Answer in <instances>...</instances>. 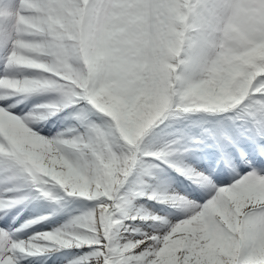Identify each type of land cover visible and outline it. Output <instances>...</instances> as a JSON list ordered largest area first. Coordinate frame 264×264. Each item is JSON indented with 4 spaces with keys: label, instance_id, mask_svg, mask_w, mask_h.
Returning a JSON list of instances; mask_svg holds the SVG:
<instances>
[{
    "label": "snow or ice",
    "instance_id": "1",
    "mask_svg": "<svg viewBox=\"0 0 264 264\" xmlns=\"http://www.w3.org/2000/svg\"><path fill=\"white\" fill-rule=\"evenodd\" d=\"M56 252L264 264V0H0V264Z\"/></svg>",
    "mask_w": 264,
    "mask_h": 264
},
{
    "label": "bare ground",
    "instance_id": "2",
    "mask_svg": "<svg viewBox=\"0 0 264 264\" xmlns=\"http://www.w3.org/2000/svg\"><path fill=\"white\" fill-rule=\"evenodd\" d=\"M76 208L75 203H68L64 209V211L60 214H57L52 217L53 220L63 223L64 220L67 219L68 214H70L74 209ZM57 226V224H53L52 227ZM36 228L41 231H48L49 229L47 227H41L40 225H36ZM68 251H76V250H64V252ZM64 252H56L52 253L48 256H41L36 259V264H67V261L64 259Z\"/></svg>",
    "mask_w": 264,
    "mask_h": 264
}]
</instances>
